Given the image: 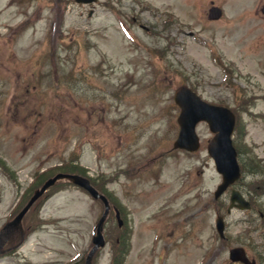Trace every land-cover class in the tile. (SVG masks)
Wrapping results in <instances>:
<instances>
[{
  "label": "rangeland",
  "instance_id": "obj_1",
  "mask_svg": "<svg viewBox=\"0 0 264 264\" xmlns=\"http://www.w3.org/2000/svg\"><path fill=\"white\" fill-rule=\"evenodd\" d=\"M211 3L219 20H207ZM262 8L264 0H0V229L69 164L120 213L118 227L110 210L91 264H238L228 259L235 246L264 264V192L250 211L225 214L230 189L214 201L221 177L204 122L196 152L172 148V94L186 84L235 108L243 134L234 130V147L264 173ZM260 180L246 171L234 188L245 194L252 183L258 193ZM102 213L60 181L23 215L24 239L4 241L0 264H84Z\"/></svg>",
  "mask_w": 264,
  "mask_h": 264
},
{
  "label": "water",
  "instance_id": "obj_2",
  "mask_svg": "<svg viewBox=\"0 0 264 264\" xmlns=\"http://www.w3.org/2000/svg\"><path fill=\"white\" fill-rule=\"evenodd\" d=\"M78 2H93L95 0H77ZM264 11V10H262ZM221 11L217 7L209 9L208 18L211 20L218 19ZM174 102L179 107L177 116V124L179 130L176 139L173 142V148L184 149L189 152L196 151L199 148V139L195 132V126L200 121H205L214 133V136L208 141L207 151L213 158L215 168L221 174L222 181L217 186L214 192V198L217 199L232 184L240 175L239 166L236 160V151L232 146L231 134L234 128V114L226 107L215 106L202 101L195 92L187 86L182 85L177 87L173 92ZM67 180L85 191L93 198L100 199L104 204V212L96 225V235L93 237L94 246L86 256L85 264H91V258L96 248L103 246L104 240L101 234L102 225L109 210L107 200L99 192H97L89 183V181L76 174H61L58 173L52 178L46 180L42 186L36 189L30 199L13 220L8 222L0 231V253L2 245L6 237L14 230L19 232L22 239L21 219L31 205L56 181ZM231 203L228 208L236 206L240 209L248 208V203L245 202L239 192L233 190L230 197ZM118 217V215H116ZM120 224V223H119ZM216 229L221 237H223V222L220 216L216 219ZM229 258L231 261H240L244 264H255L254 261H249L241 247H235L229 250Z\"/></svg>",
  "mask_w": 264,
  "mask_h": 264
},
{
  "label": "trees",
  "instance_id": "obj_3",
  "mask_svg": "<svg viewBox=\"0 0 264 264\" xmlns=\"http://www.w3.org/2000/svg\"><path fill=\"white\" fill-rule=\"evenodd\" d=\"M237 112V111H236ZM238 114V113H237ZM236 132H238L237 134L239 135V134H242V130L240 129V127H237L236 128ZM242 167H243V165H241ZM64 170V172H80V168H74V167H71L69 164L68 165H65V166H63L62 167ZM60 169V168H59ZM46 172H49V174H51L52 172L51 171H46ZM46 172H43V175L46 173ZM79 174H82V173H79ZM95 184H97V183H95ZM96 186V185H95ZM262 189H263V187H262ZM116 258V257H115ZM114 262H115V259H114V261H113V264H114Z\"/></svg>",
  "mask_w": 264,
  "mask_h": 264
},
{
  "label": "flooded vegetation",
  "instance_id": "obj_4",
  "mask_svg": "<svg viewBox=\"0 0 264 264\" xmlns=\"http://www.w3.org/2000/svg\"><path fill=\"white\" fill-rule=\"evenodd\" d=\"M246 198H247V200L250 201V203H251V198H250V196H249L248 194H246Z\"/></svg>",
  "mask_w": 264,
  "mask_h": 264
}]
</instances>
